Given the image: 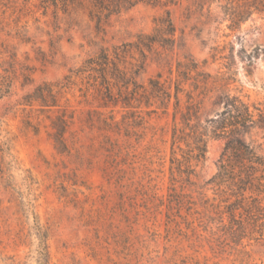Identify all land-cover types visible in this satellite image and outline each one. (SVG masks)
<instances>
[{"label":"rangeland","instance_id":"rangeland-1","mask_svg":"<svg viewBox=\"0 0 264 264\" xmlns=\"http://www.w3.org/2000/svg\"><path fill=\"white\" fill-rule=\"evenodd\" d=\"M115 1L0 0V264H264V236L213 239L156 208L179 82L183 107L204 91L202 119L224 95L264 115V0ZM157 79L173 95L166 114L148 99ZM261 125L248 141L264 155ZM225 143L209 139L199 183Z\"/></svg>","mask_w":264,"mask_h":264},{"label":"trees","instance_id":"trees-1","mask_svg":"<svg viewBox=\"0 0 264 264\" xmlns=\"http://www.w3.org/2000/svg\"><path fill=\"white\" fill-rule=\"evenodd\" d=\"M95 1L100 5L109 2V0ZM119 2L117 0L113 5L121 8ZM136 2L160 4L161 0H137ZM129 6L133 7L134 4L129 3ZM166 14V23L173 28L170 13ZM103 54L104 64L109 65V55ZM96 63L90 62L91 68ZM196 66L192 61L185 71L179 72V77H183L186 81L190 80ZM92 70L95 71V69ZM102 74L106 76L105 68ZM197 75L205 77V74ZM181 84L179 82L176 85L174 95L168 195L165 199H158L160 204L156 205V208L166 207L168 224L176 226L185 224L186 229L195 234L198 233L199 228L206 235L212 234L213 239L217 235L214 228L226 230L230 236L259 235L263 237L264 155L258 152L253 141H248L250 131L262 128L263 113L259 111V118L255 119L250 107L240 97L224 95L211 102L215 108L222 106L223 110L217 112L212 118L202 119L201 110L204 100L198 99L194 92L199 90L200 95L205 97L204 91H201L198 85H193L194 92L186 93L187 101L183 107L180 94L185 91ZM150 85L151 98L148 99H154L159 103L158 107L165 114L168 113L173 95L160 79L152 80ZM47 92L51 93V91ZM129 104L130 102L125 106ZM65 123L66 121L62 119V131L57 136V142L61 144L64 141ZM210 138L224 139L226 143L218 161V173L201 184L197 181L196 169L207 159ZM151 182L146 185L144 179H141L140 186L143 192L152 196L151 198H157L156 185H152ZM209 191L212 192L211 197L208 195ZM183 211L186 215L182 214ZM45 250L46 247H44Z\"/></svg>","mask_w":264,"mask_h":264}]
</instances>
